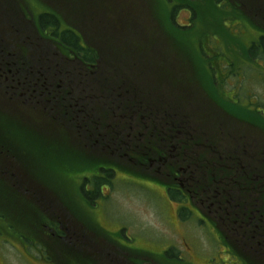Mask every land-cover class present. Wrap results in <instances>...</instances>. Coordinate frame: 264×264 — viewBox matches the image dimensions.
I'll return each mask as SVG.
<instances>
[{"label": "trees", "instance_id": "obj_1", "mask_svg": "<svg viewBox=\"0 0 264 264\" xmlns=\"http://www.w3.org/2000/svg\"><path fill=\"white\" fill-rule=\"evenodd\" d=\"M24 1L0 0V234L50 259L57 250L96 263L71 242L115 240L91 213L82 212L92 225L78 217L90 234L68 213L75 195L94 206L117 170L194 198L214 227L233 232L225 239L241 256L264 259V116L231 97L242 60H264V0H44L33 20ZM182 10L189 25L177 23ZM246 23L260 34L247 47ZM24 27L76 67L73 79L61 64L50 77L35 69ZM15 44L22 55L9 53ZM76 174L85 177L74 187ZM46 180L69 198L47 192Z\"/></svg>", "mask_w": 264, "mask_h": 264}, {"label": "rangeland", "instance_id": "obj_2", "mask_svg": "<svg viewBox=\"0 0 264 264\" xmlns=\"http://www.w3.org/2000/svg\"><path fill=\"white\" fill-rule=\"evenodd\" d=\"M45 1L52 4L51 0ZM24 4H26L25 7L35 15L40 14L45 9L44 0H25ZM74 4L79 6L86 3L85 0H76ZM21 5L23 6V2ZM250 11H252L250 8L249 10L246 9L248 17L255 22L257 18H255L254 14ZM176 20L179 25H189L190 13L185 10L180 11L177 14ZM67 24L71 25L69 22ZM229 24L230 26H235L237 22L232 19ZM24 25L26 26L27 23ZM245 29L246 31L242 30L239 32H242L241 36L244 37L247 47L249 43L258 40L260 34L255 32L250 24L246 23ZM28 35H30L29 39L27 38V33L25 34L28 43L26 48L29 49V56L32 59L38 56L37 60L33 62L38 63L35 69L48 70L50 67V72H53L58 65L61 64L65 69L64 71L70 73V77L73 79L72 73H76L75 66L69 64L66 60L63 61L59 56L56 57V54H59L58 50L50 43L40 42L36 40L35 37H32L31 34ZM213 39L215 41L216 38ZM22 41L26 40L22 39ZM0 42L5 45L6 37L1 36ZM38 44L41 45L38 46ZM16 45L18 44H15L14 49H11L12 51L9 53L13 55L21 54V51L18 50ZM220 49L226 52L224 47L218 49L212 46L210 47L213 54H215V52L219 54ZM233 50L236 54L239 52V49L236 47ZM39 52L42 55L41 57H39ZM16 57L11 60L17 62L18 58ZM227 59L228 57L224 56L222 60L225 61ZM242 62L246 66V76L243 77L241 84L242 88L239 89L240 93H231L233 102L241 106L246 105L247 108L261 112L264 116V60H256L253 64H248V62L245 63L243 60ZM48 75L50 77L51 74L48 73ZM73 89L77 90L76 87H73ZM228 89L231 88L229 87ZM81 95L84 96L85 91H83ZM112 171L114 172V170ZM82 176L85 177L84 174L73 175L71 181L74 182V187L78 185L81 186V178L84 179ZM86 176L92 177L94 175H88L87 173ZM112 180H114L113 184L108 188H104L102 196L99 195L96 198L95 209H93V206H90V209H87V207L84 208L86 204H82L81 199L75 195L77 199L75 198L71 205L74 215H72L73 212L72 214L68 213L70 216L69 220L72 224L77 225L83 233L90 234L91 231L87 230L86 226L79 221V218L83 222L92 225L91 221L86 219L89 217L88 215L87 217L86 214L91 213L90 215L94 216L93 218L98 225L112 233L111 236L113 239L121 242H129L130 247L132 246L136 249L139 247L148 251H159L162 250L166 244L174 243L178 246L182 242L188 241L189 244H200L204 248L206 246H214L217 248L218 246L221 253L226 251L221 244L222 242L218 240V231L210 225L209 221L203 220L202 214L192 206L189 199L182 201L171 200L168 196L167 188L163 184L156 183L157 181L154 180L138 178L130 174L117 172ZM46 181L50 186L46 187L48 188L47 192L51 194L57 192V194L61 196V200H63V198H65V200L69 198L67 194L61 193V189L58 187V180ZM70 194L72 195L73 192H70ZM71 200H73V197ZM70 204L71 201L69 205ZM76 206L80 209H77ZM180 209H184L183 215L188 218V220L182 219ZM82 212L86 213L85 216ZM52 218L54 217H51V220ZM52 221L53 223L57 222L58 225L60 224V222H58L60 221L59 218L58 221L56 218ZM200 221L204 222V224H201ZM4 225L8 228L5 222ZM0 226L3 225L0 223ZM42 233H47V230L39 224L37 234L43 236ZM95 239L98 240L99 236L96 235ZM49 244L52 245L53 243L50 242ZM226 259L227 258L224 260ZM43 260L44 258H42L41 253L34 246L22 243L15 236H3L0 234V264H45ZM218 260L221 261L220 254L218 255ZM229 263L238 264L235 258H232Z\"/></svg>", "mask_w": 264, "mask_h": 264}, {"label": "flooded vegetation", "instance_id": "obj_3", "mask_svg": "<svg viewBox=\"0 0 264 264\" xmlns=\"http://www.w3.org/2000/svg\"><path fill=\"white\" fill-rule=\"evenodd\" d=\"M77 243L71 242V245ZM84 248H90L92 257H89L93 264H140L137 257H133V250H140L139 247H130L129 242H104V241H88L83 242ZM207 247L192 245L184 241L179 246H164L159 251H149L151 257L145 261V264H230L224 260L218 262L215 257L216 250ZM230 253V251H228ZM238 264H246V258L234 256ZM63 260V261H62ZM82 259L79 257L72 259H60L58 256L54 257L50 264H81ZM89 264V263H88ZM236 264V263H235Z\"/></svg>", "mask_w": 264, "mask_h": 264}]
</instances>
